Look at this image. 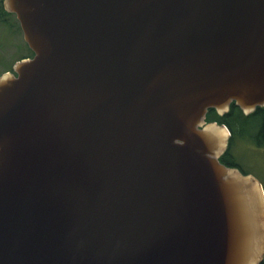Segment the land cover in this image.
Returning a JSON list of instances; mask_svg holds the SVG:
<instances>
[{"label":"water","instance_id":"1","mask_svg":"<svg viewBox=\"0 0 264 264\" xmlns=\"http://www.w3.org/2000/svg\"><path fill=\"white\" fill-rule=\"evenodd\" d=\"M0 264H260L264 190L219 159L264 108V0H2Z\"/></svg>","mask_w":264,"mask_h":264},{"label":"rangeland","instance_id":"2","mask_svg":"<svg viewBox=\"0 0 264 264\" xmlns=\"http://www.w3.org/2000/svg\"><path fill=\"white\" fill-rule=\"evenodd\" d=\"M2 6L0 0V11L3 10ZM18 25L13 14L0 18V76L5 71L12 70L14 63L20 58L30 54ZM249 136L250 134L244 136L248 141L241 138L234 143L230 156L245 173L257 177L264 187V147L251 144Z\"/></svg>","mask_w":264,"mask_h":264},{"label":"trees","instance_id":"3","mask_svg":"<svg viewBox=\"0 0 264 264\" xmlns=\"http://www.w3.org/2000/svg\"><path fill=\"white\" fill-rule=\"evenodd\" d=\"M1 13L4 15H2ZM9 14L11 13L6 12L3 8V10L0 11V18L5 17L6 15L9 16ZM31 55L32 51L30 50L29 55L24 56L20 59L29 57ZM205 122H216L219 125L226 126L229 130L230 138L228 141L227 150L219 159L220 163L224 164L228 168H237L239 166V164L234 162V160L231 158L230 150L233 147L234 143L237 140L244 138L245 135L250 134L249 139L251 140V144L255 145L256 147H264V108H256L253 113L244 115L237 106L231 104L229 111L223 116H219L215 112V110L209 109L206 114ZM245 140L248 141L247 139ZM242 174L247 175L248 173H245L243 171ZM260 264H264V259Z\"/></svg>","mask_w":264,"mask_h":264},{"label":"flooded vegetation","instance_id":"4","mask_svg":"<svg viewBox=\"0 0 264 264\" xmlns=\"http://www.w3.org/2000/svg\"><path fill=\"white\" fill-rule=\"evenodd\" d=\"M9 71V70H8ZM236 169H238L240 172L242 171L243 172V170L240 168V166H238ZM241 172V173H242ZM249 174V173H248ZM252 175V174H251ZM254 176V175H253ZM257 178V177H256ZM258 179V178H257ZM261 183V182H260ZM264 189V188H263Z\"/></svg>","mask_w":264,"mask_h":264}]
</instances>
